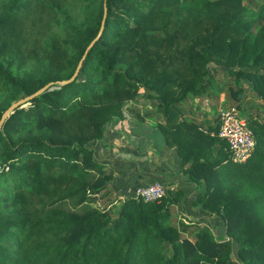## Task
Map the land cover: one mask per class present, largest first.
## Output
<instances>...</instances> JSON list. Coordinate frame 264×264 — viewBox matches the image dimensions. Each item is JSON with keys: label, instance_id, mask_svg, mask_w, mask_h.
Masks as SVG:
<instances>
[{"label": "trees", "instance_id": "obj_1", "mask_svg": "<svg viewBox=\"0 0 264 264\" xmlns=\"http://www.w3.org/2000/svg\"><path fill=\"white\" fill-rule=\"evenodd\" d=\"M255 1L252 7L242 0H105L103 31L75 79L54 83L1 126L0 264H229L232 246L209 227L193 240L172 225L169 188L160 203L126 196L114 218L110 208L88 200L109 197L108 180L91 174L105 164L88 144L103 137L140 85L154 91L148 97L163 119L159 129L166 144L177 145L184 172L205 183L196 202L224 220L241 264H264V121L245 119L256 144L236 163L226 143L209 133L218 123L178 119L186 101L207 93L211 59L239 66L237 76L252 81L264 104V0ZM94 4L83 28L52 30L70 21L71 7ZM103 12L104 0H0V84L7 89L0 117L18 99L72 76ZM39 60L38 73H29ZM38 194L51 199L37 206ZM67 199L72 209L62 207Z\"/></svg>", "mask_w": 264, "mask_h": 264}, {"label": "rangeland", "instance_id": "obj_2", "mask_svg": "<svg viewBox=\"0 0 264 264\" xmlns=\"http://www.w3.org/2000/svg\"><path fill=\"white\" fill-rule=\"evenodd\" d=\"M242 3L246 6H256L255 0H242ZM94 8L95 4L93 5L92 9L89 8V6L85 5L71 7L70 21L66 22V24L63 22H55L52 25V30L64 33L66 32V30L72 31V27L73 29L83 28L85 26L86 17L90 14V12L94 10ZM41 65V60L30 63L27 67L30 68L29 73H36L38 69L41 68ZM27 68L24 69L26 70ZM239 68V66L230 67L221 64L215 59L207 61V63L205 64V73L203 78V82L208 83L207 93H205L202 97H196L191 100L189 99L185 102V105L182 108H184L185 110H189L191 108H201L203 110H206V112L209 114L205 117V123L208 124V122L210 121L209 119L213 117V125L218 123L220 113L230 108H235L239 112L240 116L244 119L248 118L249 116H255L260 120L264 121V104L262 102V99L256 92V90L253 88L252 81H250L244 76H237L236 71ZM118 69L121 70L122 66L119 65ZM19 76H21V74H19ZM149 93L152 94L154 93V91H151L148 86L140 85L139 88L136 90L135 95L131 99L126 100L122 105V114L120 116H113L112 120L108 122L109 126L105 128L106 130L103 137L98 141H93L88 144L91 150H93V158L94 160H96V162H103V153L101 151V148L103 146H111L110 144L104 141H111L109 137H112L111 135L113 134L114 130H126L127 132H129L131 127H137L139 130H141L138 127V124L151 125L155 122H153L154 120L150 121V117H152V119L156 118V121L161 118V116H159L155 112L156 101L148 97ZM5 94H7V89L2 84H0V101L2 100V96H4ZM28 106H30V102L23 104L21 107L27 108ZM147 117L149 118L147 119ZM204 125L206 124H202L201 122V126ZM148 134H150L149 131ZM2 165L5 170L8 169V162H5ZM91 174H94L95 177L103 176L105 180H108V186L104 190L108 191L109 197L104 198L100 197V195H95L96 197H92L91 195H89L88 200H90L91 202L93 201L91 203L93 207L97 206L99 203L98 207L110 208V210L114 211L112 213V218H114L117 215V210L123 203V199L120 198L119 194L116 193L114 190V169L111 168L110 165L105 164L103 172L98 173L97 171H93V173ZM109 176L111 178H109ZM50 186L53 187L54 185L50 184ZM102 193H104V191ZM170 194L172 195L171 190L169 191V195ZM32 197V201L37 206H40L43 203L47 204L48 201L51 199L47 198L46 194H38L36 196L33 195ZM48 197L50 196L48 195ZM110 198L115 200V204L112 207L109 206ZM62 207L66 209H72L74 207V204L72 203L71 199H67L66 201H64V203H62ZM261 215L262 219L264 220V210H262ZM215 216H217V219L216 226H212L213 234L216 236L218 241L228 243L232 246L229 264H241L240 259L237 255V242L226 234V227L223 222L224 220L219 215ZM170 221L173 226L180 230V234L182 237L190 238L193 240L195 239L194 236L197 235L198 231L205 226L204 223L200 225H195L194 223H188L187 219H177L175 210L172 216L170 217ZM186 225L187 227L183 229V226ZM164 250L168 256L171 254V242L165 243Z\"/></svg>", "mask_w": 264, "mask_h": 264}, {"label": "crops", "instance_id": "obj_3", "mask_svg": "<svg viewBox=\"0 0 264 264\" xmlns=\"http://www.w3.org/2000/svg\"><path fill=\"white\" fill-rule=\"evenodd\" d=\"M191 109L182 108L183 114L178 119L193 120L199 124L202 122L206 124L204 126L213 125V117L209 119L208 124L205 123V117L209 114L206 110ZM149 119L154 120L155 123L138 124L141 130L137 127H131L129 132L114 130L112 137H109L111 141H104L111 146L101 148L102 163L114 169L115 192L119 194L123 202L136 186L146 184L158 175L159 180L166 181L174 196L171 216L175 210L177 219H187L195 225L204 223L212 230V226H216L217 216L204 212L201 204L196 202L199 193L206 189L205 183H196L184 172L188 165L182 164L177 145L175 143L166 144L165 136L159 129V124H163L162 117L157 121L156 118L150 117ZM219 148L218 143L211 146L209 151L212 158L217 156Z\"/></svg>", "mask_w": 264, "mask_h": 264}, {"label": "built area", "instance_id": "obj_4", "mask_svg": "<svg viewBox=\"0 0 264 264\" xmlns=\"http://www.w3.org/2000/svg\"><path fill=\"white\" fill-rule=\"evenodd\" d=\"M226 143L228 158L236 163L245 162L255 148L256 140L253 131L235 108L224 110L219 115L218 128L210 131ZM169 186L159 180L136 186L134 197L145 202L160 203L167 195Z\"/></svg>", "mask_w": 264, "mask_h": 264}, {"label": "water", "instance_id": "obj_5", "mask_svg": "<svg viewBox=\"0 0 264 264\" xmlns=\"http://www.w3.org/2000/svg\"><path fill=\"white\" fill-rule=\"evenodd\" d=\"M106 14H107V9H106V3H105V0H104V12H103V17H102V21H101V26H100L99 32H98L97 36L89 43V45L85 49V51H84L81 59L79 60V62L77 64V67H76L75 71L73 72L72 76L69 79H67V80L49 82V83L45 84L44 86H42L41 88H39L34 93H32V94H30L28 96H25L23 98H20L17 101L13 102L7 109H5L3 111V113H2V115L0 117V129H1V126L4 123V121L11 115V113L14 112V110L16 108L21 107L23 104L29 102L33 97L41 94L46 89H48L50 86H52L54 83L63 85V84H67V83L71 82L73 79H75V77L79 74L80 68L82 66V62H83L87 52L94 45L95 41L100 37V35H101L102 31H103V25H104ZM108 126H109V124L106 123V127H108ZM158 178H160V177L158 175H155V179H158ZM129 196L134 197L135 196L134 195V191Z\"/></svg>", "mask_w": 264, "mask_h": 264}]
</instances>
